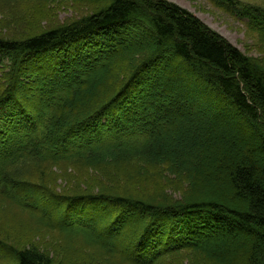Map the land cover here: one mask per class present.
Wrapping results in <instances>:
<instances>
[{"label":"trees","instance_id":"16d2710c","mask_svg":"<svg viewBox=\"0 0 264 264\" xmlns=\"http://www.w3.org/2000/svg\"><path fill=\"white\" fill-rule=\"evenodd\" d=\"M98 2L100 6L92 14L70 23L23 39L0 37V179L5 178L7 167L23 159L39 162L38 159L47 158L89 165L101 162L104 154L124 156L140 152L151 161L159 157L163 165L193 185L200 178H195V170L191 172L169 151L161 147L156 151L153 144H147L146 133L152 121L141 110L145 91L153 89L154 82L162 88L183 87L175 86L176 77L181 76L179 69L165 77L159 65L153 63L161 54H170L176 67L185 66L207 86L206 90L212 89L218 99L225 100L237 113L247 114L244 118L248 121L247 116L253 122V129L256 128L249 136L258 138L259 147L232 152L222 162L228 170L234 199L244 205L207 200L199 195L189 196L185 201L157 202L105 191L58 196V202L69 210L71 205L79 203H96L105 209L114 206L116 210L108 216L111 222H117L112 227L116 228L120 222H133L126 225V235L131 234V241L122 243L130 242L132 248L140 246L154 260L181 250L200 248L202 237L236 226L238 234L254 235L243 237L249 255L227 264H264V70L261 65L177 3L169 0ZM134 44H140L137 53L125 51V47ZM118 53L123 55L117 57ZM41 57L49 63L44 65ZM102 64L108 67L110 77L104 93L93 97L84 90L89 94L88 99L70 106V111L50 109L49 102L60 99L56 90L58 80L64 79L62 85L71 93L77 90L76 84H82L100 71ZM190 88L191 85L186 90ZM33 94L37 95L34 102L31 101ZM155 94L148 95L155 97ZM166 108H162L164 116L171 115V107ZM240 133L242 144L248 146L250 138ZM21 180L12 178L8 182L18 193L27 195L31 186ZM17 200L21 205L26 203L20 195ZM138 212L160 220L145 223ZM76 218L91 223L83 214ZM0 252L11 256L15 264H55L37 248H16L1 239Z\"/></svg>","mask_w":264,"mask_h":264},{"label":"rangeland","instance_id":"374dc122","mask_svg":"<svg viewBox=\"0 0 264 264\" xmlns=\"http://www.w3.org/2000/svg\"><path fill=\"white\" fill-rule=\"evenodd\" d=\"M169 1L199 17L264 70V0ZM98 6V0H0V37L23 39L39 34L88 16ZM140 49V44L125 47V51L134 54ZM122 55L118 53L117 57ZM40 61L44 65L49 63L45 57ZM153 63L159 65L165 77L179 69L181 76L176 77L178 80L174 83L185 88H162L154 82L153 89H146V96L156 93L155 97L148 95L143 98L141 109L142 114L152 121L149 133H146L147 144H153L156 151L159 147L169 151L191 172L196 171L195 178H200L190 186L180 173L163 165L159 157L151 161L140 152L122 154L124 156L104 154L101 162L94 161L89 165L47 158L38 159L39 162L37 159H23L7 167L5 178L0 179V239L7 245L37 248L50 256L55 264H139L137 261L145 264H227L237 262V259L244 260L249 255L243 237L250 238L254 233L244 232L242 236L237 232L238 227L233 226L230 230L202 237L203 246L200 248L181 250L154 260L140 246L132 248L130 242L122 243L123 240L131 241V234L126 235V225L133 222H128L127 218L128 223L120 222V227H112L117 222H111L108 216L110 211L116 210L114 206L109 205L105 209L96 203H79L71 205L69 210L58 202V196L105 191L157 202L164 199L185 201L189 196L199 195L207 200L244 205V202L234 199L232 184L227 179L228 170L222 162H225V156H232V152L259 147L258 138L249 136L254 128L253 122L247 116L248 121L244 118L247 114L237 113L225 100L218 99L212 89L206 90L207 86L185 66L176 67L170 54H161ZM33 64L38 66L35 62ZM107 69L102 64L100 71L82 84H76L77 90L71 93L62 85L65 80H58L56 90L60 99L49 102L50 109L70 111V106H75L83 98L88 99L89 94L98 97L104 93L110 82ZM190 85L192 89L186 90ZM49 90H53L50 84ZM184 92L188 93L184 95ZM35 96L33 94L31 101L34 102ZM165 104L171 107L169 116L163 114L162 108L167 107ZM238 132L250 138L248 146L242 144ZM12 178H22L21 182L30 185L29 194L18 193L12 188L8 182ZM5 191L7 194L3 193ZM19 195L26 201L25 205L17 200ZM78 214L85 215L91 223L81 222L76 218ZM137 215L141 217L142 213ZM141 219L145 223L160 220L147 214ZM0 264L15 263L11 256L0 252Z\"/></svg>","mask_w":264,"mask_h":264},{"label":"bare ground","instance_id":"6f19581e","mask_svg":"<svg viewBox=\"0 0 264 264\" xmlns=\"http://www.w3.org/2000/svg\"><path fill=\"white\" fill-rule=\"evenodd\" d=\"M176 98H177V100L179 99V97H177V96H176ZM173 102H174V101H173ZM174 103H175V102H174ZM177 103H178V102H177ZM176 105H177V104H176ZM179 105H180V104H179ZM177 106H178V105H177Z\"/></svg>","mask_w":264,"mask_h":264}]
</instances>
